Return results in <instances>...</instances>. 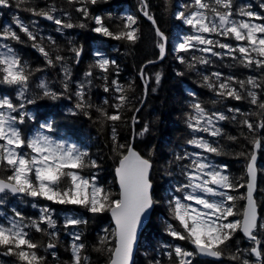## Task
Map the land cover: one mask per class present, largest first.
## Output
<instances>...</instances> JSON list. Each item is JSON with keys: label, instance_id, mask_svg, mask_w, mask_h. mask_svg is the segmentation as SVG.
Here are the masks:
<instances>
[{"label": "snow or ice", "instance_id": "1", "mask_svg": "<svg viewBox=\"0 0 264 264\" xmlns=\"http://www.w3.org/2000/svg\"><path fill=\"white\" fill-rule=\"evenodd\" d=\"M65 2L78 14L79 22H74L67 10H61L62 16H57L58 9L54 4L45 8L28 6L24 10L54 23L57 32L76 27L89 28L86 22L91 21L89 30L101 37L128 45H136L140 41L137 16L128 14L114 19L109 14L106 20L104 16L91 13L89 6L96 5L99 0ZM15 3L20 7L28 0H15ZM12 4L13 0H0V7L8 8ZM179 7L181 10L175 12V19L190 29V33L182 35L174 46L180 64H185L191 71L197 66L213 64V57L217 60L228 58L235 62L233 66L255 69L259 74L244 79L225 76L221 72L202 74V86L215 97L211 100L212 109L197 99L194 92L188 93L192 100L188 104L189 111L185 113V126L190 138L185 143L198 151L185 150L175 156L183 182L173 188L174 193L180 195L173 194L168 200V215L175 223L166 221L165 232L172 240L185 242L191 249L180 244H165L163 247L168 251L164 255L168 264H192V259L198 255L215 260L227 259L232 264H264V250L260 247L262 241L257 236L258 231H264V223L260 221L254 198L257 151L264 148V95L261 94L264 93V0H259L261 12L253 11L251 5L237 7L235 0H190ZM138 11L152 25L157 37L155 47L158 59L162 60L166 55L168 37L159 28L148 0H140ZM108 20L113 21L114 27ZM13 22L19 33L11 26L0 28V85L15 90L14 98L0 95V204L8 195L27 198L32 201L33 208L39 207V216L25 217L22 212L13 209L11 215L0 220V255L14 257V264H48V257L41 254V249H44L51 253L54 262L58 261L54 251L58 246L57 221L53 218V209L37 203L43 200L82 208L92 215L110 214L114 227L110 232L105 229V235L94 250L107 254V264H132L138 229L158 203L152 192V161L142 156L132 143L119 141L117 126L127 123L126 110L132 112L130 122L133 127L139 123L137 113L140 108L132 105L130 96V93L135 94V85L133 82L125 85L118 79H109L108 74L113 67L119 75L118 65L96 51L94 62L84 73L87 82L77 81L73 90L67 57L61 54L64 49L51 36L38 38L36 21H32L31 27L18 17H13ZM20 33L43 56L45 67L56 68L59 65L63 75L62 90L57 91L40 80L36 85V94L32 97L28 95L35 73L44 71V68L33 69L9 43H25ZM45 39L48 47L45 46ZM69 44L72 42L69 41ZM67 51L78 63L82 47L71 46ZM197 52L200 55L192 54L185 58L186 54ZM151 63L155 61H148L138 73L145 91L151 79L146 74V68ZM94 70L100 73L96 78L104 81L103 91L113 93L112 99L105 98L101 105L93 104L86 92L92 84L90 78L96 76ZM160 80L161 74L156 73L155 82L159 84ZM40 98L53 101L75 98L74 110L69 111L89 119L95 111L96 122L111 133L112 152L118 158L114 168L118 191L114 192L98 182L97 174L92 170L98 169L99 165L87 149L53 137V122L40 123L33 134H24L20 126L36 119L25 111L26 105L35 104ZM227 100L246 101L252 108L245 111L228 106L225 112L215 107ZM138 103L142 104L143 100ZM226 121L239 127L240 136L224 132L221 122ZM148 131L149 126L145 124L136 134L143 136ZM205 135L213 139H206ZM241 137L251 144V151L234 154L237 159L246 160L244 175L234 178L228 173L226 164L217 165L209 156L228 154L218 142H214L217 138L236 143ZM181 161L188 163L181 164ZM85 171L89 175H85ZM241 188H246V192L233 194ZM238 201H244L241 207H238ZM81 224H87V221L74 216L65 217V229ZM33 233L45 237L47 242L34 239ZM237 233L250 242L249 248H240V241L236 240L233 250L232 242ZM69 235L72 237L70 257L62 264H90L89 257L83 254L86 245L81 242L80 233ZM153 264H162V261L155 260Z\"/></svg>", "mask_w": 264, "mask_h": 264}, {"label": "trees", "instance_id": "2", "mask_svg": "<svg viewBox=\"0 0 264 264\" xmlns=\"http://www.w3.org/2000/svg\"><path fill=\"white\" fill-rule=\"evenodd\" d=\"M139 2L140 0H99L96 5L89 6L92 15L104 16L106 20L109 14L114 19L128 14L137 16L141 29V39L136 45L124 44L92 33L89 30L92 26L91 21L86 22L89 24V28L76 27L65 29L63 32L52 31V22L50 24L40 22V28L44 30L40 32L35 31L39 34L38 38L40 36L45 38L51 36L60 48L64 49L61 54L67 57V64L71 71L72 83L70 87L73 90H75V83L77 81L87 82L84 73L88 71L89 66L94 62V53L96 51L102 52L106 58L115 61L116 65H118L119 75H116L117 69L113 67L108 74L109 79H118L125 85L129 82L134 83L135 94L132 95L130 93V96H132V105L140 108V111L137 113L139 123L133 127L130 122L132 112L126 110L125 120L127 123H121L117 126L119 141L120 143H129L130 139H132L134 148L142 156L152 161L150 178L153 185V196L158 203L150 212L149 219L139 235L132 264H153L155 260H161L162 264H168V258L164 255L168 249H165L163 245L180 244L182 247L191 249V246L185 242L172 240L165 232L166 221L175 223L170 220L168 215V200L173 194L180 195L174 193L173 188L176 184L183 182L175 156L178 153L183 154L185 150L189 152L196 151L185 143L190 138L189 130L185 126V113L189 111L188 104L192 100L188 93L194 92L197 99L203 101L209 109H212L214 106L211 104V100L215 97L212 92L202 86V74L210 75L212 72H221L225 76L234 75L240 79H244L249 75H258L259 73L255 69L248 70L239 66H233L235 62L228 58L217 60L214 57L211 58L214 61L213 64L197 66L195 70H188L185 64H180L176 59L177 54L171 48L170 42L174 37L175 31H178L182 35L190 32V29L183 26L174 16L176 11L181 10L179 6L190 2V0H148L151 12L154 14L159 28L167 35L168 42L165 57L158 64L150 65L146 68V74L151 79L148 81L147 90L145 91L144 83L141 81L138 73L140 68L148 61H154L157 58L158 49L155 47L157 37L152 26L145 21L138 11ZM252 3V0H235L236 6L238 4L252 5ZM52 4L58 9L57 12L60 16H62L61 10H67L71 13L72 20L79 22L78 14L75 13L65 0H28L27 4H22L20 7H17L15 0H13L11 7L1 10L0 23L1 21L6 22L19 33V29L13 24V19L8 18L7 15L9 17L11 15L18 17L24 24L31 27L32 21L38 20L39 17H35L28 11H25V7L45 8L47 5ZM107 22L113 24L111 20ZM20 35L25 40V43L18 44L14 41L9 43L13 44L18 54L33 69L44 68V71L35 73L32 88L28 95L32 97L36 94L38 91L36 85L40 80L46 81L50 87L57 91L62 90L61 81L63 75L58 74L59 65L56 68L45 67L43 56L39 51L30 46L31 42L27 41L23 33H20ZM69 41L72 42L71 45ZM44 43L46 47L49 46L46 39ZM71 46L82 47V55L78 63L75 62L72 54L67 51ZM192 54L200 55L198 52L189 53L186 54L185 58L188 59ZM94 71L96 72V76L90 78L92 84L89 88H86V92L93 104L101 105L105 98L111 100L113 93H105L103 91L104 81L97 79L96 77L100 73L98 70ZM178 72L184 74L177 75ZM156 73L161 74L159 84L155 82ZM4 87L7 86L0 85V95L7 94L11 96L10 91ZM261 94L264 95V93ZM141 100H143V103H138ZM74 103L75 98L72 100L61 98L55 101L47 98L37 99L35 104L26 105L25 108V111L32 114L36 119L34 121L28 120L20 127L27 136L33 134L40 123L46 121L53 122L55 125V132L52 133L53 137L76 143L81 148L87 149L91 158L95 159L99 165L98 169L92 170L96 172L98 182L116 192L113 170L117 165L118 158L112 152L110 130L102 128L96 122L97 114L95 111L91 113V119L79 113L73 115L69 109H73ZM228 106L239 107L245 111L252 108L246 101L237 102L235 100H227L223 104H217L215 107L226 112ZM145 124H148L149 131L143 136L137 135L136 133ZM221 126L226 134L240 136V129L236 124L226 121L221 122ZM205 138L209 140L213 139L206 135ZM214 142H218L228 154L209 156V159L217 165L226 164L228 166V173L232 177L239 178L243 176L246 160L242 158L237 159L234 154L240 151L250 152L251 144L242 137L236 143L224 138H217V141ZM180 163H188V161H181ZM256 164L258 171L254 198L257 201L260 221L264 223V148L257 151ZM84 174L89 175V172L85 171ZM241 193H244V188L239 189L238 192L233 194L239 195ZM39 204L48 205L53 209L52 215L57 221L58 246L54 251L57 254L58 261L54 262L51 253L41 249V254L48 257V264H62L63 261L69 259V245L72 242V237L69 233L76 232L80 233L81 242L86 245L83 254L89 257L90 264H107V254H101L94 250L98 246L100 238L105 235V229L109 232L112 229L107 213L92 215L82 208L61 206L43 200L39 201ZM242 205L243 201H238V207ZM16 208L18 209L17 206ZM21 212L32 216V213L26 208L22 209ZM61 215L65 217L74 216L86 220L87 224L65 229L64 222L60 219ZM257 236L261 239L262 244L260 247L264 250V231H258ZM33 238L37 240L44 239L47 242L46 238L38 233H33ZM236 240L240 241V248H249L250 243L237 233L235 240L232 242L233 250H235ZM2 257L6 264L14 263V257L4 255ZM250 259L255 260L254 257H250ZM192 264H232V262L227 259L212 262L209 260H198L194 257Z\"/></svg>", "mask_w": 264, "mask_h": 264}, {"label": "rangeland", "instance_id": "3", "mask_svg": "<svg viewBox=\"0 0 264 264\" xmlns=\"http://www.w3.org/2000/svg\"><path fill=\"white\" fill-rule=\"evenodd\" d=\"M252 2H253L252 3L253 6L251 5L252 6V10L253 11H256V12H261L262 10L259 8V0H252ZM241 5H243V4H238L237 7H240ZM247 5H250V4H247ZM243 6H246V5H243ZM3 9H5V8L4 7L0 8V20H1V16H2L1 10H3ZM56 15L57 16H60L58 12H56ZM7 17L10 18V19L11 18L13 19L14 16L11 15V17H9L7 15ZM40 22H43V21L36 20L35 30L37 32H40V31H43L44 30V29L40 28L41 27ZM257 22H259V21H257ZM13 24H14V22H13ZM51 25H52V27H51L52 29L51 30L54 31L57 26L54 23H51ZM0 26L2 28L4 26H9V25L6 22L1 21ZM15 27H16V25H15ZM189 33L190 32H187V34H189ZM181 36H182V34H180L178 31H175L174 37H173V39L170 42L171 48L173 50H174L175 44L177 42H179ZM58 72H59L58 74L62 75V73L60 72V67L59 66H58ZM4 88H6V89H8V91H10L12 98L15 97V90L14 89H12V88H10L8 86L7 87H4ZM1 95H5V94H1ZM37 130H38V128H37ZM196 151H198V150H196ZM37 203L39 204V201H37ZM31 204H32V201L28 200L27 198L10 197L9 195L6 196V197H4V203L3 204H0V220H3V218L5 216L11 215L13 209L19 210L21 212V210L24 209V208H26L29 212L32 213L31 214L32 216H30V215H25L22 212L25 217L37 218L39 216V207L33 208L31 206ZM39 205H41V204H39ZM16 206L18 207V209L16 208ZM60 219H62L63 222H64L65 216L61 215L60 216ZM250 246H251V244H250ZM0 264H6V262L3 259L2 255L0 256ZM12 264H14V263H12Z\"/></svg>", "mask_w": 264, "mask_h": 264}, {"label": "water", "instance_id": "4", "mask_svg": "<svg viewBox=\"0 0 264 264\" xmlns=\"http://www.w3.org/2000/svg\"><path fill=\"white\" fill-rule=\"evenodd\" d=\"M0 8H2V7H0ZM142 17H143V16H142ZM143 18H144V17H143ZM144 19H145V18H144ZM38 20L43 21V22H45V23H47V24H50V23H51L50 21H47L46 19H43L42 17H39ZM145 21H147V22L151 25V23H150L148 20L145 19ZM151 26H152V25H151ZM154 61H155V63L147 64V66H150V65H156V64H158V63L161 61V59H158V56H157V58H156ZM129 143H132V139H130V142H129ZM113 178H114V183H115L116 189H117V191H118L119 189H118V185H117L116 182H115V173H114V170H113ZM245 192H246V188H244V193H245ZM254 194H255V192H254ZM10 196H11V195H10ZM11 197H12V196H11ZM243 203H244V201H243ZM107 214H108V213H107ZM149 216H150V213H149L147 216H145V218L143 219L142 224L140 225V227H139V229H138L137 240H136V243H135V246H134L132 262H133V259H134V256H135V252H136V247H137V243H138L139 235H140V233L142 232V230L144 229V227H145V225H146V223H147V221H148V219H149ZM108 218H109V221H110V225H111V227L113 228L114 225H113V223H112V220H111V216H110V214H108ZM239 235H240L244 240H246L247 242H249L246 238L243 237V235H242L241 233H239ZM196 258H197L198 260H209V261H212V262H217V261H219V260H215V259H213V258L204 257V256H199V255L196 256Z\"/></svg>", "mask_w": 264, "mask_h": 264}]
</instances>
